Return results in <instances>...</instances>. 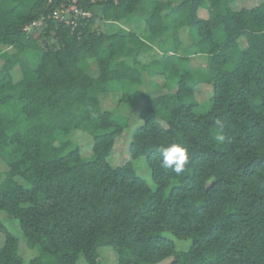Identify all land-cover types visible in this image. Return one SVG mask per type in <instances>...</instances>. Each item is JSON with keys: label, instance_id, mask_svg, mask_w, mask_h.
<instances>
[{"label": "trees", "instance_id": "16d2710c", "mask_svg": "<svg viewBox=\"0 0 264 264\" xmlns=\"http://www.w3.org/2000/svg\"><path fill=\"white\" fill-rule=\"evenodd\" d=\"M237 1L0 0V264H264V0ZM71 5L75 26L53 17ZM172 141L180 174L160 167Z\"/></svg>", "mask_w": 264, "mask_h": 264}, {"label": "rangeland", "instance_id": "374dc122", "mask_svg": "<svg viewBox=\"0 0 264 264\" xmlns=\"http://www.w3.org/2000/svg\"><path fill=\"white\" fill-rule=\"evenodd\" d=\"M263 0H238L233 6L235 9H240L242 7H252L258 3H260ZM143 6H141L139 9H137L135 15L133 16V19L136 20L137 25L139 24V28L143 27L144 21L143 19L144 17V12H142ZM202 15H205V11L202 12ZM111 25H109V27H112V29L114 31H119L117 28L114 27V23H110ZM96 28H100L102 30L105 29V25L104 23L102 24V26L99 27L98 23H96L95 25ZM109 32H112V30H110ZM223 35V32H220ZM191 59H193V61H197L198 63L201 62V60L198 59V57L192 55ZM1 65H2V59L0 58V70H1ZM17 76H19V74L17 73ZM157 80L162 83L163 79L162 77L158 76ZM158 82L155 81H151L148 80L146 82V88H149V90H151V93H162L165 92V88H160L158 91L153 90V87H156ZM170 84H174L170 82ZM120 88L116 89V87L111 86L110 87V91L111 94L109 95V97L107 99H111L108 102V107H109V103L112 104H116L118 101V98L120 96V92L121 90H119ZM211 93V89L210 87L207 86H201L197 92V98L201 103L200 107H198L197 112L198 113H205L207 111H209L212 107V100L210 97ZM117 96V97H116ZM140 102V101H139ZM121 104V103H119ZM122 105V104H121ZM138 111L139 108L137 106H128L125 108L124 112L125 114L130 117V125H129V129L126 130V132L116 141V145L115 148L113 150L112 155L109 158V162L113 167L122 165L124 163H126L129 158H130V153H129V146H130V140H131V135L132 132L136 129V127H138L141 124V121L138 119ZM218 133V136L221 137V133L219 131H215ZM77 142L79 143V146L81 148V152L83 154V156L87 157L91 154L92 152V145H93V140L91 137L89 136H83L81 134H78L75 136ZM3 164V163H2ZM2 164H0L1 166H3ZM140 168L139 171L141 174H144L146 172H148V170L146 169L144 163L141 161L140 163ZM4 167V166H3ZM1 238V243H2V239L3 237L0 236ZM101 256H102V264H116L117 262V255L116 253L112 250V249H101ZM24 255L27 259L32 258V256H34V252L32 251H24ZM168 263V261H164L160 264H166Z\"/></svg>", "mask_w": 264, "mask_h": 264}, {"label": "clouds", "instance_id": "9594fccd", "mask_svg": "<svg viewBox=\"0 0 264 264\" xmlns=\"http://www.w3.org/2000/svg\"><path fill=\"white\" fill-rule=\"evenodd\" d=\"M160 167L165 170L182 173L189 163L188 149L179 142H166L157 147Z\"/></svg>", "mask_w": 264, "mask_h": 264}, {"label": "built area", "instance_id": "2783aa9c", "mask_svg": "<svg viewBox=\"0 0 264 264\" xmlns=\"http://www.w3.org/2000/svg\"><path fill=\"white\" fill-rule=\"evenodd\" d=\"M79 15L84 16L87 13L78 10L75 5H71L69 8L55 10L53 13L54 18L64 20L66 23L73 24L74 26L76 25V18Z\"/></svg>", "mask_w": 264, "mask_h": 264}]
</instances>
